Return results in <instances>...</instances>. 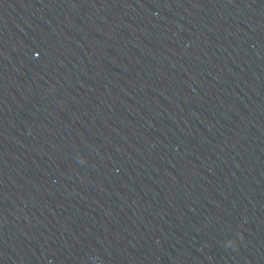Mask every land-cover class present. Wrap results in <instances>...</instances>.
<instances>
[{
  "label": "water",
  "instance_id": "obj_1",
  "mask_svg": "<svg viewBox=\"0 0 264 264\" xmlns=\"http://www.w3.org/2000/svg\"><path fill=\"white\" fill-rule=\"evenodd\" d=\"M0 264H264V0H0Z\"/></svg>",
  "mask_w": 264,
  "mask_h": 264
},
{
  "label": "clouds",
  "instance_id": "obj_2",
  "mask_svg": "<svg viewBox=\"0 0 264 264\" xmlns=\"http://www.w3.org/2000/svg\"><path fill=\"white\" fill-rule=\"evenodd\" d=\"M229 244H232L231 242H229Z\"/></svg>",
  "mask_w": 264,
  "mask_h": 264
}]
</instances>
